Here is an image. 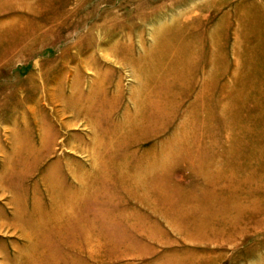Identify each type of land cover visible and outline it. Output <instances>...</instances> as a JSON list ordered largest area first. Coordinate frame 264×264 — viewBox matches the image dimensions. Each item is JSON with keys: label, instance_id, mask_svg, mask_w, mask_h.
<instances>
[{"label": "rangeland", "instance_id": "obj_1", "mask_svg": "<svg viewBox=\"0 0 264 264\" xmlns=\"http://www.w3.org/2000/svg\"><path fill=\"white\" fill-rule=\"evenodd\" d=\"M236 9L252 25L264 21V0H0V264L28 262L30 238L20 220L59 218L66 210V167L69 160L81 165L84 144L95 141L85 111L115 99L128 108L116 124L101 116L105 146L114 129L125 138L164 126L183 89L196 88L191 60H226L227 37L237 39L227 43L234 76L217 96L208 88L192 95L195 106L182 112L218 119L213 130L229 125L241 136L236 150L250 147V189L229 207L234 227L250 236L218 255L192 250L177 257L264 264V42L239 37ZM197 43L212 46L204 53L194 47L191 57ZM145 81L152 94L129 113L144 102Z\"/></svg>", "mask_w": 264, "mask_h": 264}, {"label": "crops", "instance_id": "obj_2", "mask_svg": "<svg viewBox=\"0 0 264 264\" xmlns=\"http://www.w3.org/2000/svg\"><path fill=\"white\" fill-rule=\"evenodd\" d=\"M235 11L238 17L234 21L243 24L244 34L239 37L244 42H256L253 37L258 36L264 42V21L252 25L241 16L244 12ZM225 39L220 42L226 45V60H191L193 71L189 73L197 80L196 88L183 89L185 97L173 118L168 113L164 126L144 128L141 136L125 138L113 135L114 129L105 146L101 116L116 124L128 108L115 99L85 111L87 125L95 131L89 139L95 141L84 144L81 165L69 160L66 167L65 194L70 199L66 210L60 211L59 218L43 220L46 222L39 218L20 220V231L30 238L25 249L27 264L42 260L44 264H219L217 256L194 263L177 255L192 250L218 255L220 248L249 239L247 231L234 227L229 207L250 189V147L244 152L236 150L241 136L229 125L222 124L228 129L220 134L213 130L219 126L215 124L218 119L183 117L195 106L192 95L208 88L207 93L217 96L222 83L234 76L227 43L237 39ZM205 46L212 45L194 44L190 56H196L194 47L204 53ZM215 72L220 75L218 79ZM151 89L148 83L144 102L130 108L129 113H137L144 106ZM182 125L185 129L179 132L183 133L174 135Z\"/></svg>", "mask_w": 264, "mask_h": 264}]
</instances>
